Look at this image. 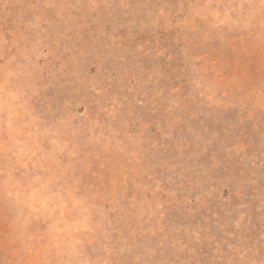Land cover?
<instances>
[{"label": "rangeland", "instance_id": "rangeland-1", "mask_svg": "<svg viewBox=\"0 0 264 264\" xmlns=\"http://www.w3.org/2000/svg\"><path fill=\"white\" fill-rule=\"evenodd\" d=\"M0 264H264V0H0Z\"/></svg>", "mask_w": 264, "mask_h": 264}]
</instances>
